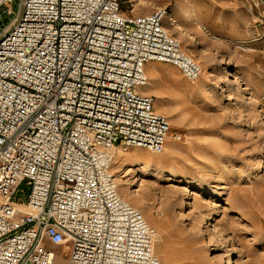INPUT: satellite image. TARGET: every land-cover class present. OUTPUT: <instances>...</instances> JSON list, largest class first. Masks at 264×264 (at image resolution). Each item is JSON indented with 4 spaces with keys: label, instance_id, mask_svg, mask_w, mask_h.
I'll return each mask as SVG.
<instances>
[{
    "label": "built area",
    "instance_id": "obj_1",
    "mask_svg": "<svg viewBox=\"0 0 264 264\" xmlns=\"http://www.w3.org/2000/svg\"><path fill=\"white\" fill-rule=\"evenodd\" d=\"M122 1L18 0L13 15L0 0V264H58L52 247L65 264L158 263L111 165L118 147L166 144L168 118L141 93L147 66L190 83L201 68L164 9L126 15Z\"/></svg>",
    "mask_w": 264,
    "mask_h": 264
},
{
    "label": "rangeland",
    "instance_id": "obj_2",
    "mask_svg": "<svg viewBox=\"0 0 264 264\" xmlns=\"http://www.w3.org/2000/svg\"><path fill=\"white\" fill-rule=\"evenodd\" d=\"M157 9L201 73L148 65L143 92L169 137L158 154L118 147V194L154 229L161 264H264V0L122 1L126 15Z\"/></svg>",
    "mask_w": 264,
    "mask_h": 264
},
{
    "label": "bare ground",
    "instance_id": "obj_3",
    "mask_svg": "<svg viewBox=\"0 0 264 264\" xmlns=\"http://www.w3.org/2000/svg\"><path fill=\"white\" fill-rule=\"evenodd\" d=\"M168 17H169V16H168ZM168 22H169V23L167 24L168 26L171 25V24H173V23H172V20H170L169 18H168ZM181 35H182V36H181ZM181 35H180V36L183 37L184 34L181 33ZM215 67H216V64L213 63L212 69H214ZM200 68H201V67H200ZM168 137H169V136H168ZM168 137H167V139H168ZM166 141H167V140H166ZM117 150H118V148L115 149V152H116ZM127 172H130V170H128ZM134 192H135V191H134ZM143 219H144V218H143ZM144 221H145V219H144ZM145 222H146V221H145ZM146 223H147V222H146ZM116 236H117V237H116V240L119 241V242H121V245H119V248H118L117 250H118V251H122V250L124 249V242H125V239H124V238H125V234H123V233H119V234H117ZM155 237H156V235L154 236V238H155ZM140 240H141V239H137V238H136V242H141ZM131 248H132V247H131ZM152 255L156 258V260H157V262H158L157 264H161V263H160V260L158 259V257H157V256L155 255V253H154V239H153V241H152ZM131 258L133 259V258H135V257L131 256ZM228 260H229V258H228Z\"/></svg>",
    "mask_w": 264,
    "mask_h": 264
},
{
    "label": "crops",
    "instance_id": "obj_4",
    "mask_svg": "<svg viewBox=\"0 0 264 264\" xmlns=\"http://www.w3.org/2000/svg\"><path fill=\"white\" fill-rule=\"evenodd\" d=\"M147 67H148V66H147ZM146 69H147V68H146ZM143 91H144V89H143V90H141V93L145 95V93H144ZM146 95H147V94H146ZM147 96H149V95H147Z\"/></svg>",
    "mask_w": 264,
    "mask_h": 264
}]
</instances>
